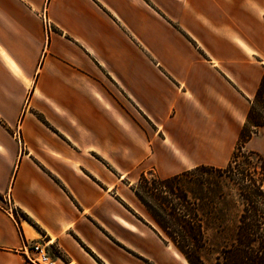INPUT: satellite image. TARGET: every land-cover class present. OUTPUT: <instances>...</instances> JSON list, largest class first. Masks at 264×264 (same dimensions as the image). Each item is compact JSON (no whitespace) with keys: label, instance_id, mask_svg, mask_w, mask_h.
<instances>
[{"label":"crops","instance_id":"1","mask_svg":"<svg viewBox=\"0 0 264 264\" xmlns=\"http://www.w3.org/2000/svg\"><path fill=\"white\" fill-rule=\"evenodd\" d=\"M263 74L264 0H0V264L20 225L49 264H190L131 187L225 166Z\"/></svg>","mask_w":264,"mask_h":264},{"label":"trees","instance_id":"2","mask_svg":"<svg viewBox=\"0 0 264 264\" xmlns=\"http://www.w3.org/2000/svg\"><path fill=\"white\" fill-rule=\"evenodd\" d=\"M262 131L264 74L227 165L199 164L168 177L144 171L133 183L131 188L137 198L190 264H206L201 258V252L208 248L202 211L224 214L219 203L225 206L232 194L223 187L224 182L235 186L234 196L242 202L243 209L236 244L223 249V264H264V155L246 148L253 136ZM20 214L30 220L25 213ZM257 239L261 240L258 245Z\"/></svg>","mask_w":264,"mask_h":264},{"label":"rangeland","instance_id":"3","mask_svg":"<svg viewBox=\"0 0 264 264\" xmlns=\"http://www.w3.org/2000/svg\"><path fill=\"white\" fill-rule=\"evenodd\" d=\"M47 23L48 21L46 20V24ZM48 29H49V24H48ZM140 119H141L140 121L145 126L146 131H148L149 136L158 137L161 134L162 131L159 130V127L157 125H155L154 123L145 121L141 116H140ZM17 131L20 132V137L15 136V132ZM13 136L16 137L18 141L20 140L21 138L20 126H17L15 128V130L13 131ZM236 144H237V141H236ZM246 148L259 151L260 153L264 155V131L253 136V138L246 144ZM200 164H209V163H200ZM209 165H213V164H209ZM216 167H220V166H216ZM221 167H224V166H221ZM147 171L149 172L151 171V172H154L160 175L159 173L155 172L153 169L146 170L145 172ZM170 172H171V169H168V174ZM174 174H177V173H174ZM138 177L136 178V180L138 179ZM136 180L134 182H136ZM224 183L225 184L223 185V187L226 189V191L231 190L232 192L231 196L227 197L225 206H222L219 203V207L221 208V210L224 211L223 212L224 214L218 215L215 212H210L207 210L202 211L203 219L207 226V234H208V242H207L208 246L207 247L208 248L204 249L201 252V258L206 264H217V263L223 264L225 261L224 259L225 255H224L223 249H225L226 247H230L234 242L236 244V241H234L235 234L237 230L239 216L243 209V204L240 200L237 199V197L235 198L234 196V194L236 193L235 186L229 182H224ZM157 228L160 230V232H162L168 238V236L162 231V229L158 225H157ZM168 241L172 242L169 238H168ZM260 241H261L260 239H257L255 244L256 245L260 244Z\"/></svg>","mask_w":264,"mask_h":264},{"label":"built area","instance_id":"4","mask_svg":"<svg viewBox=\"0 0 264 264\" xmlns=\"http://www.w3.org/2000/svg\"><path fill=\"white\" fill-rule=\"evenodd\" d=\"M15 136L20 137V132H15ZM6 201L9 203V198H6ZM19 230L22 236V248L26 251L28 260L33 264H49L48 241L43 236L32 239L27 238L21 225Z\"/></svg>","mask_w":264,"mask_h":264}]
</instances>
